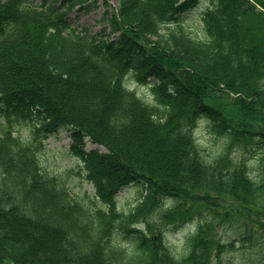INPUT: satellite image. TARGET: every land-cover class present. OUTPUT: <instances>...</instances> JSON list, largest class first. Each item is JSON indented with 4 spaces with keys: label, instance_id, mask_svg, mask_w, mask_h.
<instances>
[{
    "label": "trees",
    "instance_id": "trees-1",
    "mask_svg": "<svg viewBox=\"0 0 264 264\" xmlns=\"http://www.w3.org/2000/svg\"><path fill=\"white\" fill-rule=\"evenodd\" d=\"M34 1L0 0V264H226L220 222L241 219L246 243L264 237V0H209L206 40L168 26L203 0H117L99 34L70 14L101 0ZM34 119L29 141L14 135ZM202 120L224 140L212 159L195 137ZM63 128L108 210L42 171V139ZM239 146L252 162L232 157ZM133 183L147 193L120 213L116 197ZM195 217L177 256L165 229Z\"/></svg>",
    "mask_w": 264,
    "mask_h": 264
},
{
    "label": "rangeland",
    "instance_id": "rangeland-1",
    "mask_svg": "<svg viewBox=\"0 0 264 264\" xmlns=\"http://www.w3.org/2000/svg\"><path fill=\"white\" fill-rule=\"evenodd\" d=\"M42 0H36L40 4ZM98 8L91 13L79 14L78 11L72 12L71 20L76 27L90 28L91 32H101L103 28L109 27L107 19L118 8L116 0H108L98 3ZM209 8L206 2H202L198 7L188 11L180 20L192 37L200 40L205 39V28L203 24V14ZM176 27V26H175ZM175 27H172L175 28ZM109 31V29H108ZM128 81L129 86L135 90L138 95L147 102L152 101L150 88L148 86H139L132 81ZM4 122V116L0 112V126ZM36 122H21L15 125L16 135L23 140L28 141L34 129ZM72 132L69 129H62L56 134L51 135L44 142V148L39 153V161L42 169L51 177H56L69 190L71 195L83 203H95V207L106 208L96 198L93 185L87 180L86 173L83 170L82 162L72 153ZM195 137L200 146L205 150V155L212 159L217 156L224 147V140L217 136L210 128L206 121H201L195 131ZM87 150L104 148L98 147L92 143L87 144ZM232 157L238 161L247 158L252 162L255 153L247 154L243 148L235 147L232 150ZM145 194L144 187L131 185L120 191L116 199L117 208L121 212H130L143 198ZM211 219V216H208ZM202 218L195 217L189 223L175 228L174 226L166 227L165 238L172 251L177 256L186 253L187 238L195 232ZM218 236L220 242L227 246L223 248V259L226 264H264V237L257 236L253 244L246 243L242 240L245 234V227L241 219H230L220 222L218 226ZM113 241L128 251L134 248V241L126 238L121 233H116Z\"/></svg>",
    "mask_w": 264,
    "mask_h": 264
}]
</instances>
